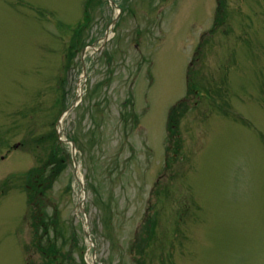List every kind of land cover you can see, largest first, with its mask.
<instances>
[{
	"label": "rangeland",
	"instance_id": "rangeland-1",
	"mask_svg": "<svg viewBox=\"0 0 264 264\" xmlns=\"http://www.w3.org/2000/svg\"><path fill=\"white\" fill-rule=\"evenodd\" d=\"M0 264H264V0H0Z\"/></svg>",
	"mask_w": 264,
	"mask_h": 264
},
{
	"label": "water",
	"instance_id": "water-1",
	"mask_svg": "<svg viewBox=\"0 0 264 264\" xmlns=\"http://www.w3.org/2000/svg\"><path fill=\"white\" fill-rule=\"evenodd\" d=\"M73 148L75 147L74 143H72Z\"/></svg>",
	"mask_w": 264,
	"mask_h": 264
},
{
	"label": "trees",
	"instance_id": "trees-1",
	"mask_svg": "<svg viewBox=\"0 0 264 264\" xmlns=\"http://www.w3.org/2000/svg\"><path fill=\"white\" fill-rule=\"evenodd\" d=\"M174 110V109H173ZM172 123H173V121H172ZM173 128V127H172Z\"/></svg>",
	"mask_w": 264,
	"mask_h": 264
},
{
	"label": "bare ground",
	"instance_id": "bare-ground-1",
	"mask_svg": "<svg viewBox=\"0 0 264 264\" xmlns=\"http://www.w3.org/2000/svg\"><path fill=\"white\" fill-rule=\"evenodd\" d=\"M79 91H80V89H79Z\"/></svg>",
	"mask_w": 264,
	"mask_h": 264
}]
</instances>
